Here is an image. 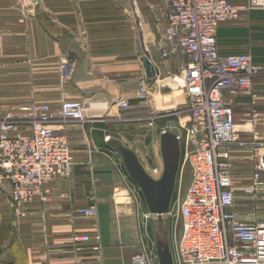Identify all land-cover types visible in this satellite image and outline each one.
Masks as SVG:
<instances>
[{"label":"crops","instance_id":"crops-1","mask_svg":"<svg viewBox=\"0 0 264 264\" xmlns=\"http://www.w3.org/2000/svg\"><path fill=\"white\" fill-rule=\"evenodd\" d=\"M261 2L221 21L216 32L219 54L248 53L259 69L249 93H223L235 122L236 141L227 147L233 211L247 222L264 220V192L252 199L243 192L253 172L250 142L264 141ZM166 27L167 0H0V119H24L40 105L55 111L66 100H79L84 108L83 120L53 126L71 149L68 177H53L30 201L15 207L10 180L0 171V264H130L132 254L141 251L130 192L136 184L113 143L133 151L147 173L163 168L159 131L148 120L159 109L169 112V98L178 100L184 61L180 51L161 56ZM139 32L159 70L146 105L136 98L137 83L145 79ZM167 84H174L169 93L163 91ZM120 99L129 107L121 108ZM19 129L27 132L29 127ZM175 132L184 134L181 128ZM188 178L186 170L183 179ZM90 205L95 217L75 213ZM73 235L90 238L75 243Z\"/></svg>","mask_w":264,"mask_h":264},{"label":"built area","instance_id":"built-area-1","mask_svg":"<svg viewBox=\"0 0 264 264\" xmlns=\"http://www.w3.org/2000/svg\"><path fill=\"white\" fill-rule=\"evenodd\" d=\"M261 4V0H246L243 5L229 0H167V27L160 53L163 58L177 51L184 56L179 75L188 99V113L176 127L184 134L174 131L182 146L178 184L166 214L180 225V231L173 232L172 264H264V220L242 221L233 211L227 147L236 141L235 122L232 104L223 96L224 91L249 93L259 69L248 53L219 54L216 40L221 21L235 18L242 8ZM137 84L136 98L146 105L151 87L144 78ZM118 104L129 107L124 99ZM163 114L168 112L158 116ZM66 119H84L81 101H63L55 111L40 105L24 119H0V171L10 180L15 207L30 201L46 181L71 174L73 157L68 141L53 127ZM24 124L29 127L27 132L19 129ZM172 127L160 128V134L172 132ZM250 145L253 172L243 192L253 198L264 192V141H251ZM186 170L189 178L183 182ZM130 192L139 197L136 185L130 187ZM44 198L42 195L41 200ZM136 209L139 225H145L152 215L147 208ZM75 213L95 217L96 208L90 205ZM89 238L73 235L72 241ZM94 238L98 239V234ZM155 261L156 255L143 249L131 256L130 264H158Z\"/></svg>","mask_w":264,"mask_h":264},{"label":"water","instance_id":"water-1","mask_svg":"<svg viewBox=\"0 0 264 264\" xmlns=\"http://www.w3.org/2000/svg\"><path fill=\"white\" fill-rule=\"evenodd\" d=\"M140 39L144 51V76L147 83L152 86L159 77V70L150 60L141 33ZM167 90L168 88L163 89V91ZM113 144L128 175L141 191L147 211L151 215L156 216L158 220H161L169 212L179 168L181 151L177 135L171 131H164L160 134V152L163 168L158 178H153L144 170L133 151L116 142ZM157 254L158 264H172V255L166 245L159 246Z\"/></svg>","mask_w":264,"mask_h":264},{"label":"rangeland","instance_id":"rangeland-1","mask_svg":"<svg viewBox=\"0 0 264 264\" xmlns=\"http://www.w3.org/2000/svg\"><path fill=\"white\" fill-rule=\"evenodd\" d=\"M26 1H28V0H26ZM175 76H179V75H173L172 78H175ZM164 87L168 88L167 93H169L170 91H172L174 89V84H167ZM164 87H162V88H164ZM178 89H180L179 94L176 98L178 100L173 101L172 98H169L170 101L169 100L166 101V102H168V103H166V105H170V106H168L169 109H167V111H169L168 115L163 114L161 116H158L160 113L166 111V110L161 111L159 109L148 120V122H150V121L152 122V126L157 125L159 135H160V128H166V127L171 126V125L174 126V127H172V132L174 133V131H176V127L178 125V120L184 118V116L188 113V99L185 98L182 87H179ZM154 98H155V96H154ZM155 101H156V99H155ZM155 121H156V123H155ZM182 121H183V119H182ZM161 173H162V169H160V170L157 169L156 172L151 170L150 175L153 178H158V177H160ZM186 180L187 179H184L183 182H186ZM177 184L178 183H177V177H176V185L175 186H177ZM261 193H263V192H261ZM261 193H258V194L260 195ZM137 196H139V195H137ZM133 200H134V211L135 212L137 210L136 209L137 204L140 205L141 209H146V204H145L143 195H141L140 198L134 197ZM260 209L262 210L263 207H261ZM263 218H264V215H263ZM175 221H176L175 218L170 217V216L164 215L161 220H157V217L152 215L148 219V221L145 223V225H142V226L139 225L140 233L142 236V242H143V247H142L141 251L143 249H147L148 251L155 254L156 259H158L157 252H158L159 246L166 245L168 247V249L170 250V253H172L173 232L179 231V229H180L179 221H176V222ZM139 251L133 253L132 255L141 252V251L140 252Z\"/></svg>","mask_w":264,"mask_h":264},{"label":"bare ground","instance_id":"bare-ground-1","mask_svg":"<svg viewBox=\"0 0 264 264\" xmlns=\"http://www.w3.org/2000/svg\"><path fill=\"white\" fill-rule=\"evenodd\" d=\"M180 80L182 81V84H183V77H182V75H180ZM183 88V92H184V94H185V91H184V87H182ZM186 96V95H185ZM179 143H180V141H179ZM180 151H181V145H180ZM181 155V154H180ZM187 181V180H186ZM175 185H176V183H175ZM175 190V189H174ZM173 194H174V192H173ZM172 200V199H171ZM179 231H180V229H179ZM179 231H177V232H179Z\"/></svg>","mask_w":264,"mask_h":264},{"label":"trees","instance_id":"trees-1","mask_svg":"<svg viewBox=\"0 0 264 264\" xmlns=\"http://www.w3.org/2000/svg\"><path fill=\"white\" fill-rule=\"evenodd\" d=\"M140 195H142L141 191L139 190ZM145 206V205H144Z\"/></svg>","mask_w":264,"mask_h":264}]
</instances>
